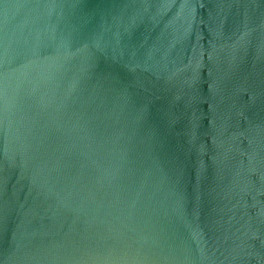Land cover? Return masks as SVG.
Wrapping results in <instances>:
<instances>
[{
	"label": "water",
	"instance_id": "water-1",
	"mask_svg": "<svg viewBox=\"0 0 264 264\" xmlns=\"http://www.w3.org/2000/svg\"><path fill=\"white\" fill-rule=\"evenodd\" d=\"M0 264H264V0H0Z\"/></svg>",
	"mask_w": 264,
	"mask_h": 264
}]
</instances>
